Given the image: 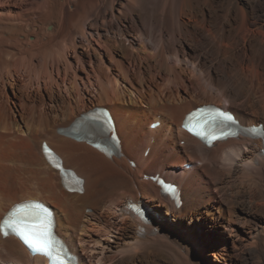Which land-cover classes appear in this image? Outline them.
Listing matches in <instances>:
<instances>
[{"label":"bare ground","instance_id":"1","mask_svg":"<svg viewBox=\"0 0 264 264\" xmlns=\"http://www.w3.org/2000/svg\"><path fill=\"white\" fill-rule=\"evenodd\" d=\"M206 104L264 128V0H0V220L45 203L79 264H201L184 240L196 228L215 262L264 264L263 142L206 147L181 129ZM95 107L110 110L120 156L58 133ZM44 141L83 193L63 188ZM156 174L177 185L180 207ZM0 264L48 263L0 234Z\"/></svg>","mask_w":264,"mask_h":264},{"label":"rangeland","instance_id":"2","mask_svg":"<svg viewBox=\"0 0 264 264\" xmlns=\"http://www.w3.org/2000/svg\"><path fill=\"white\" fill-rule=\"evenodd\" d=\"M70 10L72 9V8H69ZM155 66H156V64H154ZM165 135H166V133H165ZM9 183V182H8ZM161 209H163V207L161 208ZM223 209V205L222 204H219L218 206H217V208H215V212H217V211H219V210H222ZM193 225H195L196 224V221H192L191 222ZM163 224V223H162ZM203 227L206 229V232L204 233V235L206 236V235H208V238H210L211 240H214L216 237L218 238V233H219V231L221 230V228L220 227H217V228H213V226H212V228L211 227H208L206 224H203ZM174 229H176L175 227H174ZM196 231H198V229L196 228V229H192L191 230V232H190V235L188 236V237H185L184 238V240L186 241V242H189L190 244H191V246H192V248H193V250H194V252L195 253H198V254H200V255H202V262H201V264H220V263H218V262H215L211 257L209 258L208 256H207V253H206V250H205V248L204 249H202L201 250V247L199 248V239H196L195 237H197V235H195L196 234ZM208 231V232H207ZM199 232V231H198ZM113 235H115L114 233L112 234V237H111V240L113 239ZM192 235V238H194L196 241H197V243H195V242H193L192 241V239H190V236ZM182 236H183V234H182ZM200 236V235H199ZM184 237V236H183ZM228 243V244H227ZM222 244V243H221ZM230 244V240H227L226 241V243H225V245H229ZM202 252H201V251ZM174 262V261H173ZM174 264H177V263H174ZM222 264V263H221Z\"/></svg>","mask_w":264,"mask_h":264},{"label":"snow or ice","instance_id":"3","mask_svg":"<svg viewBox=\"0 0 264 264\" xmlns=\"http://www.w3.org/2000/svg\"><path fill=\"white\" fill-rule=\"evenodd\" d=\"M47 152V149H46ZM17 234L21 237V239L29 245V247L34 248L37 251L43 252V253H50L51 249V242L43 237H34L31 234L18 231ZM7 235V233H5Z\"/></svg>","mask_w":264,"mask_h":264}]
</instances>
